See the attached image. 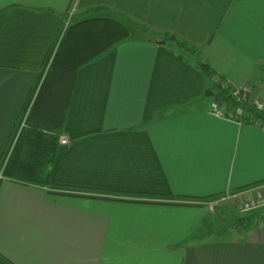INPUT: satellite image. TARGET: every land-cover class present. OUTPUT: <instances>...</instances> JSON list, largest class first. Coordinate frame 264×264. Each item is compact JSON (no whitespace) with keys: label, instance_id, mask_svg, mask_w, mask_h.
<instances>
[{"label":"crops","instance_id":"1","mask_svg":"<svg viewBox=\"0 0 264 264\" xmlns=\"http://www.w3.org/2000/svg\"><path fill=\"white\" fill-rule=\"evenodd\" d=\"M93 17L143 30L96 57L98 22L64 35ZM164 33L264 109V0H0V264H264L263 225L217 229L202 203L264 196V121L211 111ZM72 51L91 59L45 92ZM33 117L69 139L46 184L5 173Z\"/></svg>","mask_w":264,"mask_h":264},{"label":"trees","instance_id":"2","mask_svg":"<svg viewBox=\"0 0 264 264\" xmlns=\"http://www.w3.org/2000/svg\"><path fill=\"white\" fill-rule=\"evenodd\" d=\"M90 22H98L96 23L98 26L96 33L99 44L93 54L96 57L101 56L115 43L132 36L135 30H143V27L138 23L123 17H93L77 24L69 23L64 35L70 33L69 29ZM60 34L58 38H60ZM161 39L164 44L182 52L187 60L192 61L202 73L203 77L209 82V87L204 90V96L211 100V104L214 103L219 109H222L224 117L242 119V121L248 123H254V120H258V124H261L264 121V109H260L251 103L249 99L243 96L241 90L231 87L227 81L217 75L206 63L202 62L199 58L200 50L197 46L172 33L162 34ZM78 58L79 52L72 51L67 53L60 64L55 59L52 68L49 70L50 74L44 91L46 92L50 88L49 91L53 96H61L65 89H68L72 74L78 68V65L91 59L83 58L77 64ZM45 125L48 126L47 124H40L35 117L31 119L28 128L23 130L15 145L5 171L7 176L20 179L26 183H47L46 167L52 162L56 151L61 147L58 146L57 136H45L43 134L42 129ZM210 197L212 196H206L205 198ZM256 225H263L264 227V208H255L242 215L233 216V222L229 224V227L246 230Z\"/></svg>","mask_w":264,"mask_h":264},{"label":"rangeland","instance_id":"3","mask_svg":"<svg viewBox=\"0 0 264 264\" xmlns=\"http://www.w3.org/2000/svg\"><path fill=\"white\" fill-rule=\"evenodd\" d=\"M217 197V199L202 201L205 204V207L210 212L212 221H216L217 229L219 226L228 225L231 218L237 214L242 215L248 211H241L240 204L244 199L242 194H233L225 198ZM245 200V199H244ZM208 203L213 206L209 208ZM214 228V227H213ZM225 236L228 238L232 236L231 233L225 232Z\"/></svg>","mask_w":264,"mask_h":264},{"label":"built area","instance_id":"4","mask_svg":"<svg viewBox=\"0 0 264 264\" xmlns=\"http://www.w3.org/2000/svg\"><path fill=\"white\" fill-rule=\"evenodd\" d=\"M73 10H74L73 7L69 9V17L71 16ZM239 90H241L242 94H244L248 91V87L243 86ZM211 111L215 112L219 116H223L222 109H219L214 103L211 104ZM253 122L256 124L259 123L258 120H254ZM58 142L61 145H67L69 143V139L65 136H60L58 138ZM208 206L209 208L212 207V205L209 203H208ZM239 207L241 211H249L255 208H264V196L260 198H252V199H245V200L243 199Z\"/></svg>","mask_w":264,"mask_h":264}]
</instances>
